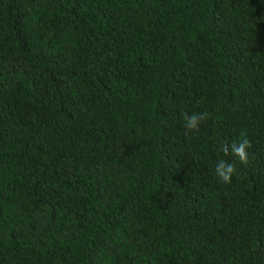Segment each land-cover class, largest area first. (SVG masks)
<instances>
[{
    "label": "trees",
    "instance_id": "16d2710c",
    "mask_svg": "<svg viewBox=\"0 0 264 264\" xmlns=\"http://www.w3.org/2000/svg\"><path fill=\"white\" fill-rule=\"evenodd\" d=\"M0 264H264V0H0Z\"/></svg>",
    "mask_w": 264,
    "mask_h": 264
},
{
    "label": "clouds",
    "instance_id": "9594fccd",
    "mask_svg": "<svg viewBox=\"0 0 264 264\" xmlns=\"http://www.w3.org/2000/svg\"><path fill=\"white\" fill-rule=\"evenodd\" d=\"M183 127L185 134L198 132L202 123L206 122L209 118L207 112H193L191 114L182 112ZM251 147V141L247 138L246 134H241V139L234 141L231 144L225 143L221 146L220 151L225 156L232 155L238 158L239 162L243 165L248 163L249 153L248 149ZM237 168L234 161L219 159L215 165L214 173L222 183H231L232 177L236 174Z\"/></svg>",
    "mask_w": 264,
    "mask_h": 264
}]
</instances>
